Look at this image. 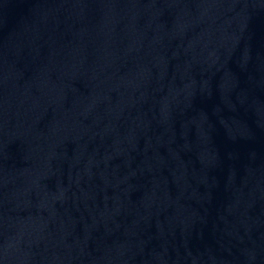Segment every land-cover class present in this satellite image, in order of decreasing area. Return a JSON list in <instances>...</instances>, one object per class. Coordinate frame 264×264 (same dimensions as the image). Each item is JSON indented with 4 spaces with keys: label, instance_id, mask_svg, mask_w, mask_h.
I'll use <instances>...</instances> for the list:
<instances>
[{
    "label": "water",
    "instance_id": "obj_1",
    "mask_svg": "<svg viewBox=\"0 0 264 264\" xmlns=\"http://www.w3.org/2000/svg\"><path fill=\"white\" fill-rule=\"evenodd\" d=\"M0 264H264V0H0Z\"/></svg>",
    "mask_w": 264,
    "mask_h": 264
}]
</instances>
